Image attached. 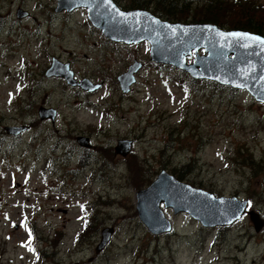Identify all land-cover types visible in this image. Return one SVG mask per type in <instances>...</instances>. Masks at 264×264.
I'll list each match as a JSON object with an SVG mask.
<instances>
[{"label": "rangeland", "instance_id": "obj_1", "mask_svg": "<svg viewBox=\"0 0 264 264\" xmlns=\"http://www.w3.org/2000/svg\"><path fill=\"white\" fill-rule=\"evenodd\" d=\"M224 1L214 11L220 28L252 24L249 9ZM57 7L0 0V264H264V229L256 233L249 215L220 233L164 208L172 233L154 235L137 207L138 192L162 171L178 177L173 169L193 161L184 182L247 200L264 219V103L244 90L191 82L154 63L148 43L113 42L86 9ZM193 14L187 22L203 15ZM53 58L100 88L46 77ZM134 61L143 67L124 94L118 76ZM48 108L54 120L39 117ZM23 126L18 136L7 131ZM121 140L133 141L127 157L116 153ZM132 158L145 170L140 176ZM106 228L112 239L97 252Z\"/></svg>", "mask_w": 264, "mask_h": 264}, {"label": "water", "instance_id": "obj_2", "mask_svg": "<svg viewBox=\"0 0 264 264\" xmlns=\"http://www.w3.org/2000/svg\"><path fill=\"white\" fill-rule=\"evenodd\" d=\"M89 2L91 7L82 0H58L56 11L71 12L85 8L92 24L111 41L134 45L148 41L153 62L172 65L189 73L194 79L211 80L234 89L247 90L257 101L264 102V51H261L254 41H247L249 46L241 47L228 34L242 33L264 39L263 36L243 30L225 31L211 23H171L150 11L122 10L113 0H111V7L114 9L112 12H109L104 0H94V2L89 0ZM117 12L125 15L118 16ZM18 17L26 18L28 12L20 10ZM166 25L175 27L177 31L173 33L171 27H165ZM201 50L206 54L200 55ZM193 56L194 62L188 63L187 59ZM142 67V63L135 61L128 71L118 77L124 94L131 91L137 80L136 74ZM45 75L48 78H64L70 86L80 87L88 92L100 88V85L93 84L88 79L78 81L70 63L57 59H53ZM39 117L54 120L56 110L43 109L39 112ZM25 130L24 127L7 128V131L15 136ZM78 143L86 148L91 147L86 137H79ZM132 147L131 140H121L116 146V153L127 157ZM137 199L139 217L154 235L169 234L173 230L172 223L166 217L162 206L173 210L175 214L189 215L204 228L229 227L248 214L256 233L264 229V219L260 214L252 210L247 212L248 207L245 211H240V208L248 205L247 200L216 196L179 180L167 171H162L147 189L140 190ZM113 232L111 228L103 230L97 252L108 245Z\"/></svg>", "mask_w": 264, "mask_h": 264}, {"label": "trees", "instance_id": "obj_3", "mask_svg": "<svg viewBox=\"0 0 264 264\" xmlns=\"http://www.w3.org/2000/svg\"><path fill=\"white\" fill-rule=\"evenodd\" d=\"M120 7L126 5L128 9H146L157 15L158 17L170 22H187V16L194 15L198 11L203 13L202 17L197 20L193 18L192 23L208 22L214 23L219 27L222 26L218 23V18L215 16L214 11L225 9L226 2L224 0H114ZM196 2L197 6H194ZM235 7H241L243 10L249 9L244 12L249 17L250 23H237L232 29L246 30L257 34L264 35V25L260 26L257 23L264 22V5L259 4L257 1L252 0H235ZM125 9V8H124ZM152 9V10H151ZM262 12V14L256 16L255 12ZM248 14V15H247ZM253 18L254 23H253ZM223 28V27H222ZM190 78V77H189ZM191 82H195L190 78ZM218 88H223L221 85L211 83ZM234 91L233 89H231ZM135 158L129 160L132 166L131 172H135L136 176H140L145 172L142 165L135 162ZM195 162L191 161L190 165L182 166L181 169H173V173L177 174L179 180L184 181L186 176L195 170ZM194 186V185H193ZM201 188V187H198ZM203 189V188H202Z\"/></svg>", "mask_w": 264, "mask_h": 264}, {"label": "snow or ice", "instance_id": "obj_4", "mask_svg": "<svg viewBox=\"0 0 264 264\" xmlns=\"http://www.w3.org/2000/svg\"><path fill=\"white\" fill-rule=\"evenodd\" d=\"M83 3L88 4L89 7H91V3L89 2V0H82ZM92 2H94V0H92ZM104 4L108 7L109 12L114 11V9L111 7V0H104ZM118 16H124V13H116ZM139 15V14H138ZM153 23H159L158 21H153ZM165 27H171V30L173 33H175L177 31V29L173 26H165ZM224 35V34H221ZM229 36H231L232 38H234V41L239 44V46L241 47H248V43H246L247 41H254L256 43V45L258 47H260L261 51H264V39H261L259 37L256 36H251L248 34H242V33H231L228 34ZM251 205V202H248V205L240 208V211H245L246 208L248 206ZM239 218V217H237ZM29 236H31V233H29ZM30 243V241H29Z\"/></svg>", "mask_w": 264, "mask_h": 264}, {"label": "flooded vegetation", "instance_id": "obj_5", "mask_svg": "<svg viewBox=\"0 0 264 264\" xmlns=\"http://www.w3.org/2000/svg\"><path fill=\"white\" fill-rule=\"evenodd\" d=\"M24 127V126H23ZM226 230H228V229H226ZM224 231V230H223Z\"/></svg>", "mask_w": 264, "mask_h": 264}, {"label": "bare ground", "instance_id": "obj_6", "mask_svg": "<svg viewBox=\"0 0 264 264\" xmlns=\"http://www.w3.org/2000/svg\"><path fill=\"white\" fill-rule=\"evenodd\" d=\"M54 59V58H53ZM53 59H52V61H53Z\"/></svg>", "mask_w": 264, "mask_h": 264}]
</instances>
